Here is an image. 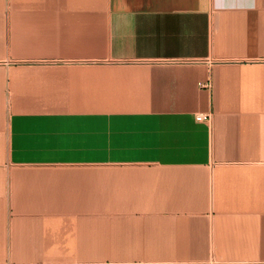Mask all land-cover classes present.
<instances>
[{"label":"crops","instance_id":"crops-1","mask_svg":"<svg viewBox=\"0 0 264 264\" xmlns=\"http://www.w3.org/2000/svg\"><path fill=\"white\" fill-rule=\"evenodd\" d=\"M0 264H264V0H0Z\"/></svg>","mask_w":264,"mask_h":264},{"label":"built area","instance_id":"built-area-1","mask_svg":"<svg viewBox=\"0 0 264 264\" xmlns=\"http://www.w3.org/2000/svg\"><path fill=\"white\" fill-rule=\"evenodd\" d=\"M207 117H208L207 115H203V114L197 115L198 119H203V118H207Z\"/></svg>","mask_w":264,"mask_h":264}]
</instances>
